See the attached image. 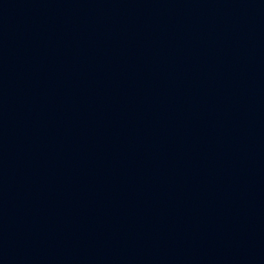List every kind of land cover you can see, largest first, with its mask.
Segmentation results:
<instances>
[{
    "label": "water",
    "instance_id": "water-1",
    "mask_svg": "<svg viewBox=\"0 0 264 264\" xmlns=\"http://www.w3.org/2000/svg\"><path fill=\"white\" fill-rule=\"evenodd\" d=\"M0 96L124 264H264V0H0Z\"/></svg>",
    "mask_w": 264,
    "mask_h": 264
}]
</instances>
